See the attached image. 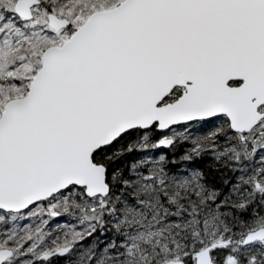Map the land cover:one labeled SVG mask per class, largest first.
Returning <instances> with one entry per match:
<instances>
[{
	"label": "snow or ice",
	"instance_id": "6c2138e0",
	"mask_svg": "<svg viewBox=\"0 0 264 264\" xmlns=\"http://www.w3.org/2000/svg\"><path fill=\"white\" fill-rule=\"evenodd\" d=\"M0 264H264V0H0Z\"/></svg>",
	"mask_w": 264,
	"mask_h": 264
}]
</instances>
